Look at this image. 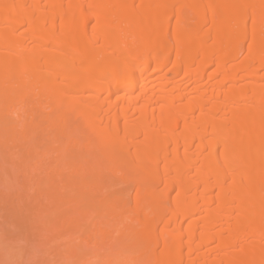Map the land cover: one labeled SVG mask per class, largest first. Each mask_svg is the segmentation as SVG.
Listing matches in <instances>:
<instances>
[{
    "label": "bare ground",
    "instance_id": "obj_1",
    "mask_svg": "<svg viewBox=\"0 0 264 264\" xmlns=\"http://www.w3.org/2000/svg\"><path fill=\"white\" fill-rule=\"evenodd\" d=\"M0 161L62 264H264V0H0Z\"/></svg>",
    "mask_w": 264,
    "mask_h": 264
},
{
    "label": "rangeland",
    "instance_id": "obj_2",
    "mask_svg": "<svg viewBox=\"0 0 264 264\" xmlns=\"http://www.w3.org/2000/svg\"><path fill=\"white\" fill-rule=\"evenodd\" d=\"M75 115V114H74ZM75 118H77V116H75ZM80 120H82V118L80 119L79 117L76 119V122L75 121H73L74 123H73V125L75 124V126H76V124L77 125H79L78 124V122ZM72 123V122H71ZM95 133V135H97V132L96 131H92V133H90V132H88V134H91V136H93V134ZM30 141V140H29ZM28 141V142H29ZM33 141H34V139H33ZM10 152V151H9ZM8 152V153H9ZM10 154H12V153H10ZM9 154V155H10ZM5 161H3V163H4ZM0 163H1V166H0V186H1V184H2V186H3V188L1 189V190H3L2 192H5V191H7L6 190V188L8 189L9 188V190L7 191V193H8V196L13 192V193H15V191H17V195L15 196L14 194L9 198V197H7V199H9V200H7L8 201V205H9V201H10V199H11V205H13V208H14V206H15V208H14V210H13V208H12V210H10V211H12V212H10V211H7L9 208H7V207H9L8 205H7V202L5 201L6 200V198H4L3 197V194L4 193H2V196H1V192H0V200H2V201H5V202H3V204H4V207L6 206V211H5V209L2 211H0V231H1V233H0V242H6L7 241V247H6V244L4 243V245H2V243H0V264H45V261H46V259H45V257L46 256H49L50 258V264H57V262H58V260H59V258L57 259V257L56 256H58L57 254L59 253V252H57L56 250H57V245H58V242H60L61 240L62 241H65L66 239H67V237H65L64 236V238H65V240H63V235H61V233L58 235V232H59V230H55L54 231V227H56V225L58 226L60 223V225L62 226L63 224V220L65 219H63V217H65L64 215L65 214H67L69 211H66L67 210V208L65 209L64 207H68V206H66V205H63V206H61V207H59V205H60V201H62V200H59V204L58 203H54V207L56 206V209L54 208V211L52 210V209H50L48 212H46L47 210H45L44 212H43V210H42V212H41V208H43L42 207V205H43V203L40 201V205H39V202H38V204L36 205V203H37V201H36V197L37 198H39L38 197V193L40 192H38V191H36V194H37V196L35 197L34 196V198H33V196L32 195H36L34 192H35V190L36 189H40V190H42V192H43V194H45L46 195V190H48L49 188H48V183L46 184L44 181H41V184L40 183H38V184H40V185H38V184H35V183H37L36 181H37V178H38V175L41 173V171H40V173H39V170L38 171H36V169H35V172L33 171L32 173H30L29 171H30V169L32 168H29V169H27V170H29L28 171V173H29V177H28V174H25L24 173V171L22 170V172H21V169H19V167H15L14 165V167H10L9 166V164H8V167H7V163L8 162H5L4 163V168H5V170L4 171H6V174L8 175V177H10L11 178V182L9 181H7V180H10L9 178L7 179V177H5L6 176V174L4 175V173L5 172H3V170H2V167H3V165H2V162L0 161ZM10 163V162H9ZM10 165H12V163H10ZM122 166V165H121ZM123 167V166H122ZM16 168V169H15ZM22 168V167H21ZM34 168L35 167H33L32 168V170H34ZM9 169V170H8ZM12 169H15V177H11V175L13 174V172H12ZM1 170H2V172H3V176H1L2 175V172H1ZM8 170V171H7ZM17 170H19L20 172H21V175H19L20 173L17 171ZM26 170V171H27ZM10 171V174L9 173H7V172H9ZM16 172H17V175H16ZM38 172V173H37ZM35 173V174H34ZM30 174H32V176H33V174H34V176L36 177V179L34 178V176H33V179H35L36 181L34 182L33 181V179L31 178L32 176L30 175ZM46 174V173H45ZM25 175L27 176V178L25 177ZM21 176H23V182L25 183V181H26V185L25 186H22V185H24V183L22 182V178H20ZM41 176H44V172H43V175H42V173H41ZM45 176H47V175H45ZM2 177V178H1ZM24 177H25V180H24ZM18 178H20V180H21V182H18L19 181V179ZM30 178H31V182H30ZM44 179H46V177H43ZM117 178V177H116ZM5 179H7V180H5ZM15 179V180H14ZM29 179V180H28ZM40 180V179H39ZM16 181V182H15ZM32 181H33V183H32ZM9 184H11V185H7V183ZM29 183V186H27L28 185V183ZM21 183H22V185H21ZM42 183H44V184H42ZM19 184H20V187H19ZM46 184V185H45ZM9 186V187H8ZM18 186V187H17ZM31 186V187H30ZM5 187V188H4ZM14 188L15 190H11V188ZM20 188V189H19ZM23 188H25V189H23ZM18 189V190H17ZM30 189V190H29ZM5 190V191H4ZM10 190L12 191V192H10ZM23 190V191H22ZM19 192H22L23 193V196H22V194L20 195V196H18L19 195ZM31 192H33V193H31ZM38 192V193H37ZM45 192V193H44ZM49 192H50V190H49ZM25 194H26V196H25ZM47 194H48V191H47ZM51 194V193H50ZM49 194V195H50ZM6 196H7V194H6ZM42 195H41V193H40V197H41ZM3 197V199H1ZM13 197H16L15 198V200L17 199V197L20 199L21 197H22V199L24 200V202H23V206H24V204H25V207H26V205H27V208L28 209H26L25 207H23V210L25 209V211H24V213L26 212V210H27V212L29 211V216H30V219H28V225H27V222H25L26 220H27V216H26V219H25V216H24V218L22 219V220H24L25 219V227L27 228V226H32L33 227V224H34V227H35V223L37 222V225H39V227H40V229H41V231H42V228L44 229L43 231V234H42V232H41V234L39 235V233H37L39 236H41L40 237V239H41V241H42V243H41V241H40V239H38L37 237V239L36 238H33V240L35 241V244H33L32 243V238H31V235L30 234H32V235H34V236H36V232L35 233H29L28 231H32V232H34L35 230H34V228L32 229V228H30L29 227V229L30 230H28L27 231V229H25L24 227V230H25V232L27 231V233H28V236H29V238H30V240L31 241H29V238H28V236H27V234H25V236H24V230H22V228H20V226H19V224H21V222L19 221L20 219L17 217H14V219L16 220H18L19 221V223H18V227L20 228H17L18 229V232H17V230H16V228L14 227V226H16L15 225V222L16 221H14V224L13 223H11V218L13 219V216H11L10 214H16V213H18V211L20 212L21 210H22V206H21V209H20V207H19V209H17L16 208V206L18 207L19 205H18V203H19V201H18V199L16 200V202L14 201V199H13ZM27 197V198H26ZM45 197V196H44ZM44 197H43V199H44ZM46 198V197H45ZM52 198V197H51ZM50 198V199H51ZM31 199V200H30ZM44 200H46V202L48 201L47 200V198L46 199H44ZM56 200V199H55ZM14 201V202H13ZM43 201V200H42ZM57 202H58V200H56ZM55 201V202H56ZM13 202V203H12ZM20 202L21 203H19V204H22V200H20ZM1 203V208H3L2 207V202H0ZM27 203V204H26ZM34 203H35V205H34ZM50 205H51V207H52V204H53V202H52V204H51V202L49 203ZM62 204V203H61ZM46 206H48V204L46 203ZM39 207V208H38ZM50 207V206H49ZM0 208V209H1ZM37 209V211H36V209ZM48 209V208H47ZM64 209H65V211H64ZM18 210V211H17ZM40 210V212H41V214L40 213H38V211ZM61 210V211H60ZM15 211V212H14ZM22 213H23V211H21ZM31 212H32V215H30L31 214ZM12 214V215H13ZM26 215H28L27 213H25ZM24 214V215H25ZM17 215V214H16ZM20 215H21V213H20ZM19 215V216H20ZM21 217H23V216H21ZM20 217V218H21ZM29 218V217H28ZM62 218V219H61ZM59 220H61V221H59ZM17 221V222H18ZM33 222V224H31V222ZM13 222V221H12ZM46 222V223H45ZM58 222H59V224H58ZM3 223H5L6 224V226L4 227V225H3ZM40 223H41V225H40ZM45 223V224H44ZM54 223H55V225H54ZM10 224H11V226L12 225H14V226H10ZM2 225V226H1ZM9 225V226H8ZM23 225H24V223H23ZM47 225V226H46ZM4 228V230H2L1 228ZM11 227V228H10ZM47 227H49V228H51V227H53V231H49L48 230V228ZM9 228V229H8ZM36 229H37V227H35ZM45 228H46V230H45ZM40 229H39V231H40ZM11 230V231H10ZM21 230V231H20ZM34 230V231H33ZM62 230V229H61ZM63 230H64V228H63ZM13 231H14V236H12L13 235ZM23 232V233H22ZM37 232H38V230H37ZM61 232V231H60ZM64 232V231H63ZM67 232V231H66ZM52 233H54V234H52ZM55 233H57L56 235H55ZM69 232H67V234H68ZM4 234V235H3ZM45 234V235H44ZM12 236L13 238H12V240H8V238H6L7 236ZM20 235V236H19ZM52 237H51V236ZM61 235V236H60ZM64 235H66V233L64 234ZM69 235H71L72 237H73V240H75V242H77L79 239L77 238V240H76V238H75V235L74 234H69ZM74 235V236H73ZM4 236H6V237H4ZM8 236V237H9ZM24 236V237H23ZM26 236H27V239H28V243L26 242V240L24 239V238H26ZM46 238V240H45V238ZM48 236V237H47ZM68 236V235H67ZM70 236V237H71ZM77 236V235H76ZM23 238V239H21V238ZM69 237V236H68ZM71 237V238H72ZM11 237H9V239H10ZM59 238V239H58ZM62 238V239H61ZM19 239L20 240H23L22 242H20V244H19ZM44 239V240H43ZM14 242V244L16 243L17 244V241H18V244H19V247L18 246H16V244H15V247H14V245H12V242ZM58 241V242H57ZM11 242V243H10ZM37 242H38V244H37ZM56 242V243H55ZM66 242V241H65ZM41 243V244H40ZM62 243V242H61ZM17 244V245H18ZM2 245V246H1ZM35 245V246H34ZM38 245V246H37ZM42 245H44V246H42ZM53 245H55L54 246V249H53ZM87 244H84V246H86ZM4 246V247H3ZM12 246V247H11ZM37 246V247H36ZM51 246V247H50ZM59 246V245H58ZM82 246H83V244L82 245H80L79 244V248L80 249H82ZM84 246H83V249H84V251H82V252H86L85 250H88L87 252H91L92 250H93V248H95L94 249V251H97V249L98 248H96V247H90V246H88L87 245V248L89 247L90 248V250H89V248L88 249H86V248H84ZM14 247V248H13ZM36 247V248H35ZM40 247V248H39ZM50 247V248H49ZM60 247H63L62 246V244H61V246ZM59 247V248H60ZM67 247V246H66ZM9 248V249H8ZM17 248V249H16ZM7 249V250H6ZM24 249H26V250H24ZM47 249V250H46ZM51 249L52 250H55V253H56V255H55V257L53 256V253H54V251H51ZM62 249V248H61ZM65 249V248H64ZM82 249V250H83ZM14 250V251H13ZM31 252H30V251ZM34 250V251H33ZM59 250V249H58ZM51 252V254L52 255H49L50 254V252ZM68 251H69V249H68ZM98 251H99V249H98ZM45 252V253H44ZM63 252V251H62ZM93 252V251H92ZM93 253H95V252H93ZM67 255V254H66ZM34 256V257H33ZM60 256V255H59ZM58 256V257H59ZM62 256H63V254H62ZM62 256L60 257L63 261H65V259H63L62 258ZM45 259V260H44ZM49 259H47V261H46V264H48L49 262ZM54 259H57V260H55V262H54ZM61 259H60V261H61ZM93 259H94V261H93ZM92 259V261L95 263L96 261V259L97 258H93ZM52 260V261H51ZM58 262V264L60 263V264H62L61 262ZM62 261V262H63ZM64 263V262H63ZM66 264H67V262H65ZM93 263V264H94Z\"/></svg>",
    "mask_w": 264,
    "mask_h": 264
}]
</instances>
